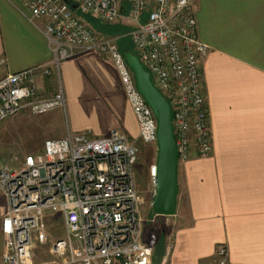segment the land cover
I'll return each instance as SVG.
<instances>
[{
  "label": "built area",
  "instance_id": "2783aa9c",
  "mask_svg": "<svg viewBox=\"0 0 264 264\" xmlns=\"http://www.w3.org/2000/svg\"><path fill=\"white\" fill-rule=\"evenodd\" d=\"M19 1L30 21L45 19L52 56L17 71H7L6 59L0 57V122L22 110L44 114L65 109L64 90L43 95L39 79L59 74L61 64L79 52L99 51L117 68L139 135L132 138L118 128L99 137L69 132L47 139L42 151L26 155L20 167L1 168L0 190L6 199L3 264H33L35 246L47 241L62 264H157L154 247L143 238L142 196L134 167L140 142L156 150L149 165L153 204L158 120L137 86L118 36L99 33L85 16L130 24L135 54L172 105L180 165L214 151L202 67L210 47L198 35L195 0ZM46 216L62 219L58 238H49ZM212 264H232L226 243L217 245Z\"/></svg>",
  "mask_w": 264,
  "mask_h": 264
},
{
  "label": "crops",
  "instance_id": "0c3cea01",
  "mask_svg": "<svg viewBox=\"0 0 264 264\" xmlns=\"http://www.w3.org/2000/svg\"><path fill=\"white\" fill-rule=\"evenodd\" d=\"M193 11L199 38L210 47L202 67L214 151L179 165L177 211L168 215L179 223L170 257L194 264L213 258L217 245L226 243L232 264H264V0H195ZM45 25V19L30 21L19 0H0V57L7 71L50 60ZM39 86L43 95L60 88L66 95L65 109L37 114L45 137H99L113 128L138 137L137 119L107 54L79 52L59 74L40 78Z\"/></svg>",
  "mask_w": 264,
  "mask_h": 264
},
{
  "label": "rangeland",
  "instance_id": "374dc122",
  "mask_svg": "<svg viewBox=\"0 0 264 264\" xmlns=\"http://www.w3.org/2000/svg\"><path fill=\"white\" fill-rule=\"evenodd\" d=\"M128 26L125 29L126 33L131 30L130 24L127 22H119ZM119 24V25H121ZM30 111L22 110L15 115L6 118L0 122V169L7 166L10 168L20 167L25 156L31 153H38L42 151L44 142L49 139L46 136V132L43 130V124L39 118ZM141 153L134 167V173L137 181L140 194L142 196V202L140 204L141 216L143 218V238L144 241L154 247L159 243L164 242L166 252L162 260L157 263L165 262L166 264H176L171 259L174 248L173 231L179 223H177L172 216H165L155 214L152 205V195L150 193V181L147 173V169L150 162L155 156L156 150L153 147H146L143 143L140 145ZM6 210V199L0 190V220L2 214ZM44 221L49 229L50 239L58 238L63 233L62 219L59 216H46ZM0 254L2 247H4V235L0 229ZM51 242L37 243L33 251V264H62V258L56 257L50 251ZM168 245V246H167ZM167 247L169 249L167 250ZM215 261L213 258H207L204 260L196 261L194 264H212Z\"/></svg>",
  "mask_w": 264,
  "mask_h": 264
},
{
  "label": "water",
  "instance_id": "95a60500",
  "mask_svg": "<svg viewBox=\"0 0 264 264\" xmlns=\"http://www.w3.org/2000/svg\"><path fill=\"white\" fill-rule=\"evenodd\" d=\"M72 6L78 7L73 3ZM124 55L135 75L139 90L158 120L157 189L153 198V211L159 215H173L177 211L179 193V161L173 126V108L156 87L150 71L139 57L131 51L125 52Z\"/></svg>",
  "mask_w": 264,
  "mask_h": 264
},
{
  "label": "trees",
  "instance_id": "16d2710c",
  "mask_svg": "<svg viewBox=\"0 0 264 264\" xmlns=\"http://www.w3.org/2000/svg\"><path fill=\"white\" fill-rule=\"evenodd\" d=\"M85 18L92 23V25L99 33H103L105 35L118 36V44L123 53L128 51L136 53L128 33L125 32V29H128V26L123 25L121 23H115V24L102 23L97 18L89 15H86ZM155 251L156 252H154L153 260L155 263H159L164 257V254L166 252L165 243L164 242L159 243Z\"/></svg>",
  "mask_w": 264,
  "mask_h": 264
}]
</instances>
